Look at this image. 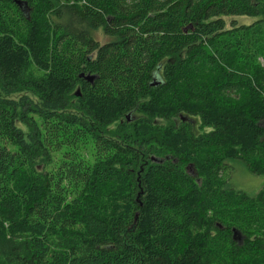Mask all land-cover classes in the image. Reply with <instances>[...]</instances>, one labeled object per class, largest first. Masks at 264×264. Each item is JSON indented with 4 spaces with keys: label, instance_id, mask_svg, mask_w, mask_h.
I'll list each match as a JSON object with an SVG mask.
<instances>
[{
    "label": "trees",
    "instance_id": "16d2710c",
    "mask_svg": "<svg viewBox=\"0 0 264 264\" xmlns=\"http://www.w3.org/2000/svg\"><path fill=\"white\" fill-rule=\"evenodd\" d=\"M260 59L264 0H0V264H264Z\"/></svg>",
    "mask_w": 264,
    "mask_h": 264
},
{
    "label": "rangeland",
    "instance_id": "374dc122",
    "mask_svg": "<svg viewBox=\"0 0 264 264\" xmlns=\"http://www.w3.org/2000/svg\"><path fill=\"white\" fill-rule=\"evenodd\" d=\"M233 19H226L228 27L230 26ZM238 23L240 25H251L255 22V18L242 17L238 18ZM103 40V39H102ZM262 65H264L263 59H260ZM198 129V128H197ZM232 167V168H231ZM229 171V182L230 185L238 190L246 193L247 195L254 197L259 191L264 187V175L256 176L251 173L244 164L242 163H228ZM192 176H195V171L193 169L189 170ZM5 225V229L8 231L9 226Z\"/></svg>",
    "mask_w": 264,
    "mask_h": 264
},
{
    "label": "water",
    "instance_id": "95a60500",
    "mask_svg": "<svg viewBox=\"0 0 264 264\" xmlns=\"http://www.w3.org/2000/svg\"><path fill=\"white\" fill-rule=\"evenodd\" d=\"M81 77H83V76H81ZM85 80H87L88 82H93L94 77L88 76V77L85 78ZM77 96H80V92L79 91L77 93ZM234 239L237 240V241H241L240 240L241 239L240 234L238 232H236V231L234 232Z\"/></svg>",
    "mask_w": 264,
    "mask_h": 264
}]
</instances>
